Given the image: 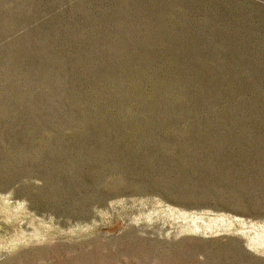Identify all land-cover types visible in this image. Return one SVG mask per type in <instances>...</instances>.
Wrapping results in <instances>:
<instances>
[{
    "label": "rangeland",
    "instance_id": "374dc122",
    "mask_svg": "<svg viewBox=\"0 0 264 264\" xmlns=\"http://www.w3.org/2000/svg\"><path fill=\"white\" fill-rule=\"evenodd\" d=\"M0 264H264V0H0Z\"/></svg>",
    "mask_w": 264,
    "mask_h": 264
}]
</instances>
